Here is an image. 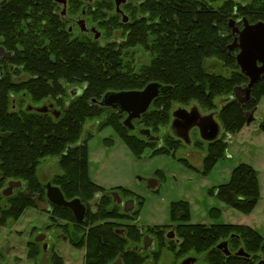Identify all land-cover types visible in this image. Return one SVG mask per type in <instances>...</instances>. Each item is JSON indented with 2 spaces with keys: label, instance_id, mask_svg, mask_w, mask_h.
Returning <instances> with one entry per match:
<instances>
[{
  "label": "trees",
  "instance_id": "trees-1",
  "mask_svg": "<svg viewBox=\"0 0 264 264\" xmlns=\"http://www.w3.org/2000/svg\"><path fill=\"white\" fill-rule=\"evenodd\" d=\"M19 2L13 0L10 5ZM132 2L130 0L125 5L130 16L125 23L120 15L93 12L95 24L103 30L104 42L89 36L72 38L63 27L56 34V27L54 42L42 47L37 44V36L22 32L18 16L22 13L13 14L8 25L13 35L8 47L16 51L18 63L26 65L32 74L26 83L30 99L35 104L48 98L56 99L62 113L56 119L48 113L25 109L14 111L7 91L10 79H0V189L7 180L14 179L24 182L26 190L32 194L44 190L39 167L46 158L58 157L62 174L55 176L52 183L60 187L66 199L79 197L84 204L95 202L94 206L99 209L95 214H87L86 220L89 218L93 228L87 237L85 264H112L120 257L122 264H145L150 253L136 249L143 236L137 223L123 229L118 227L117 218L130 212L120 215L119 205H113L111 193L89 175L88 141L92 138L89 125L99 122L105 111L125 116L111 107L102 106L100 102L104 95L142 90L152 82L171 87L169 93L153 101L154 109H150L151 105L141 118L135 120L151 129L153 134L170 122L173 101L183 104L197 101L205 109H213L215 100L220 97L231 98L222 111L225 128L231 132L239 131L247 123V108H252L264 96L263 76L252 89L251 101L242 105L232 98L235 89L249 79L240 71L235 52L228 48L231 42L230 19L237 13L252 21H264V0H146L141 5V18ZM115 32L121 33L122 42L113 38ZM137 47H143L151 56L150 63L141 65L138 71L134 65L136 51L133 50ZM213 58L223 61V67L232 69V72L229 75L209 72L206 61ZM69 87L75 88L73 95ZM102 124L118 129L123 125L112 117ZM261 129L264 132V122ZM121 137L136 157L148 147L154 154L172 153L180 144V140L172 139L164 145L149 141L145 136L142 137L146 140L126 134ZM156 143L158 148L152 146ZM227 148L225 142L211 141L204 160L205 175L223 159ZM260 190L258 172L243 163L233 169L229 182L218 188L217 196L227 206L248 214L260 199ZM100 194L101 198L96 201ZM7 201L6 208L0 207L1 211L5 209V218L19 217L26 207L34 205L21 192ZM53 212L60 218L74 219L67 207H56ZM219 212L220 209H213L211 213ZM190 217L188 202L172 204L171 220L178 223L176 230L182 241L176 250L178 258L192 253L197 256L205 254L209 264H257L260 258H264V236L258 230L248 225L193 224ZM168 227L147 228L148 232L157 234L160 247L157 251L152 250L153 264H158L161 248L166 246L164 233ZM226 240L232 242V250L243 247L245 255H226L218 247ZM172 248L177 247L173 245ZM36 256L37 251L32 257ZM53 264L63 262L55 257Z\"/></svg>",
  "mask_w": 264,
  "mask_h": 264
},
{
  "label": "rangeland",
  "instance_id": "rangeland-1",
  "mask_svg": "<svg viewBox=\"0 0 264 264\" xmlns=\"http://www.w3.org/2000/svg\"><path fill=\"white\" fill-rule=\"evenodd\" d=\"M251 1L247 0V2ZM134 3L136 4V0ZM214 5L218 6V3ZM120 35V32H116L113 38L122 42ZM133 50L136 51L134 65L138 71L141 65L150 63L151 56L143 47ZM143 57L144 61H142ZM223 65H225L224 62L216 58L206 61L209 72L229 75L232 69L226 70ZM239 99L246 102V92H243ZM252 99L253 96L249 101ZM229 100L231 98H217L213 109H205L197 101H191L188 104L173 101L170 122L159 127L154 133L162 138L160 144L165 145L170 139L180 140V144L176 145V151L172 153L154 154L153 149L148 147L141 156L136 157L123 141L121 134L141 140L146 138L124 124L125 116H117L111 110L103 112V118L99 122L89 125L92 133V138L88 141L90 178L104 187L108 193L119 192L123 201H136L134 209L124 217L121 215L127 214L124 206L118 204L121 215L119 219L117 218L118 227L123 229L135 223L144 228L170 224L172 204L176 201H186L191 207L190 222L192 223L208 226L214 223L248 225L264 236V132L261 129L264 122V96L257 100L252 108H247L245 120L251 111H253L254 120L249 124L245 123L241 130L236 132L227 130L222 120V111ZM192 106H197L203 116L214 115L220 125V133L216 140L225 142L228 146L223 159L208 175L204 174V160L208 155L211 141L204 140L199 129L196 128L190 131V142L187 143L175 135L176 132L172 127L173 111L180 107ZM154 108L153 104L150 109ZM110 117L118 120L119 124H123L120 129L102 124L106 123V119ZM134 124L139 129L145 128L138 121ZM152 146L158 148L159 144H152ZM58 161V157H48L44 160L39 167L42 183L52 182L55 176L62 174ZM243 163L251 165L258 172L261 186L260 199L248 214L227 206L217 196L218 188L229 182L233 169ZM152 180L158 181L156 189L148 186ZM112 200L113 205L118 203L113 196ZM7 202L6 199L3 200L0 207L4 208V203ZM86 205L88 215L95 214L99 210L90 203ZM213 209H220L219 214L213 215L211 213ZM4 210L0 209V264H53L55 257H59L63 264H85L88 251L87 237L93 228V225L88 222L89 218L83 224L77 223L74 236L70 237V240L56 239L55 235L49 240L48 249L44 251L42 242H36V238L42 232H55L57 227L48 213L31 205L26 207L19 217L5 218ZM135 211L138 212L135 213ZM57 222L60 223L59 229L69 226L63 220ZM175 224L177 223H173ZM173 238L176 239V234ZM165 241L166 246L161 248L157 263L181 264L183 259L176 256L178 247L173 249L171 241L168 239ZM159 248L157 242L153 251ZM36 251L38 256L34 258L32 255ZM151 254L152 251L148 253L145 264H153L154 258ZM191 256L194 254L192 253ZM205 257V254L201 255L195 264H209Z\"/></svg>",
  "mask_w": 264,
  "mask_h": 264
},
{
  "label": "flooded vegetation",
  "instance_id": "flooded-vegetation-1",
  "mask_svg": "<svg viewBox=\"0 0 264 264\" xmlns=\"http://www.w3.org/2000/svg\"><path fill=\"white\" fill-rule=\"evenodd\" d=\"M12 1L13 0H0V79H5V78L7 80L10 79V84L7 87V91L10 94L11 107L14 111H19L21 109H25L27 111H35L38 113H48V114L52 115L54 118L58 119L61 116L62 112H61V108L59 107L56 99L48 98L46 101H44L40 104H35L30 99V96H29L27 89H26L28 86V85H26V83L32 78V74L28 71V69L26 68V65L18 63L16 51L8 47V45L11 44L13 41L12 40V36H13L12 35V29L9 28V26H8L9 23H11L12 15L15 13L18 14V12L22 13L21 15L18 14V16L21 18L20 22H21V26L23 28L22 32L26 35L34 36L35 38L37 36V38H36L37 44H40V46H42V47H44V45L50 46L52 44V42H54V40H55L54 29L56 27H58L56 34H58V32L60 31L59 29L61 27H63L64 30L67 31L66 33L69 34L70 37H72V38H78V37L83 38V36H89L90 38H93L94 40L104 42L105 40L103 39V30L100 29L97 26V24H95L96 22H95L94 18H96V17L93 16V12L97 13V14H99V13L103 14V12H105V13L120 15V17L122 18V21L125 23V22H128L130 20V16L127 13V10H125V5L127 3H129L130 0H126L125 3L121 4L120 10H118L115 0H66V2H60L59 0H27V1L20 0V2L18 4L23 2L22 5H18V4L17 5L11 4L10 5V3ZM24 1H25V4H24ZM145 1L146 0H136V4L134 3V0L132 2L133 6H135L137 8V11H139L138 17H140V18L143 16V13L141 12V9H142L141 5ZM105 3L108 5H105ZM125 16L128 18L127 21L124 20ZM245 18L249 21L250 24H256L259 21H263V20L252 21L249 18H247L246 16H240V14L236 13L231 18V19L235 20V28H238L239 30L244 29V27H245L244 19ZM4 19H5V22H3ZM94 29H95V31H94ZM230 29H231V32H230L231 42H230V44H232V43H234L235 40L239 41L240 34L238 33V31H235V33H234L233 28L230 27ZM97 33L100 35L99 37H96ZM230 51H232L233 53L235 52V59H236V56L240 52V49L235 48V49L230 50ZM142 61H144V57H143ZM236 63H237V61H236ZM248 82H249V80H248ZM248 82L243 86H246L248 84ZM12 84H15L16 86L13 87ZM14 88H16L17 90H15ZM243 89H244L243 87H237L234 91L235 95L233 96V98L238 100L242 105L247 103V101L242 102L239 99L240 95L243 92H245ZM69 92L71 95H73L76 92L75 88L69 87ZM44 107H47V111L40 112L39 109L44 108ZM193 107H197V106H192L190 108L180 107L178 109H185L188 112H191ZM110 109H112V110L114 109L115 111L119 112L115 108L111 107ZM178 109L173 111V117H174V112L177 111ZM56 112H60V114L57 116ZM199 112H200V110H199ZM121 115H125L126 118L128 116L126 113L121 114ZM175 120H176V118L174 117V119L172 121V127L174 128V130L176 132L175 135L179 139L183 140L182 138H180L178 136L177 129L173 125ZM188 121H189L188 119L181 118L179 122L180 123H186ZM134 122H135V120L133 121V124H134ZM134 126H135V128L132 130L138 131L139 133H141L142 129H139V127H137L135 124H134ZM196 128L198 129V127H194L192 129H196ZM143 129H145V128H143ZM0 179H2L1 173H0ZM11 181L22 182L21 180H14V179L7 180L4 183V186L0 189V204L2 203L3 200H5V199L7 200V198L17 197L19 195V193L21 192L25 199L33 202L34 207H37L35 202H34V198H36L37 196L39 197L40 201L43 204H49L50 205V208H51L50 211H47V210H41V211L48 213L49 217L51 218V220H53L54 224H56L57 227L54 230L55 232H52L53 234L48 233V232H46V233L42 232L41 233V234L46 235L45 241L42 242L43 249H44V246L46 244L49 247V245H50L49 240L54 238L55 235L57 237L56 239H62V240L63 239L64 240H66V239L70 240V237L74 236L75 228H76V225L78 222L76 219V216H75L74 212L72 211V209H70L69 207H67V208H69L72 211L74 219H64V218H60L59 215H54L53 211L56 207H65V206L57 205V204L50 201V199L48 198V190H47L48 183H46V184L43 183L44 190L32 194L26 190L25 184H24V182H22L21 187H14L12 192H11V195L6 196L4 194V191L9 187V182H11ZM49 183H51L53 186L58 187L57 185L53 184L52 182H49ZM109 193H111V192H109ZM98 196L100 199L102 195L100 194ZM65 199H66V197H65ZM66 200L71 201L73 199H71V200L66 199ZM98 200H96V201H98ZM4 204H5V206H4L5 208L9 205V203H4ZM90 205H92V206L95 205V202H92ZM87 213H88V206H87ZM87 213H86V217H87ZM52 217L54 219H52ZM86 217H85L84 221L78 222V223L85 222ZM58 220H63L65 223H68L69 226L67 228L65 226V227H63V229H59L60 223L58 224V222H57ZM173 223L174 222L171 220L170 224H162V225H168L169 226L168 228H166L164 236L166 237V239L171 241L170 243H172V245H176L177 247H179L181 245L182 241H181L179 234L176 230V226L178 223L175 225H173ZM190 223H192V222H190ZM193 224H196V223H193ZM154 226H157V225H154ZM154 226H148V227H154ZM158 226H161V225H158ZM139 227L141 230V234L143 236H142L141 243L138 246H136V248H138V249L143 248L144 243H145V237L150 236V238H152L154 241V245L149 250H143L142 252H151L157 245V242H158L157 234H155L154 232H150V231L148 232L147 231L148 227L144 228V227H141L140 225H139ZM61 230H63V232H61ZM173 231H174V233H172ZM174 234H176V239L173 238ZM223 242H227V245H228L227 248L230 251L229 255H231V254L240 255L238 253L241 250H244L243 247H240L237 250H232L234 248L232 246V242H230L229 240H226ZM223 242H221V243H223ZM44 251H46V250L44 249ZM244 255L245 254L240 255V256H244ZM188 258H195L196 262H197L198 259L200 258V255L191 256V254H190V255H187L181 259H183V261H184ZM183 261H181V264ZM257 264H264V258H260V260L257 261Z\"/></svg>",
  "mask_w": 264,
  "mask_h": 264
},
{
  "label": "water",
  "instance_id": "water-1",
  "mask_svg": "<svg viewBox=\"0 0 264 264\" xmlns=\"http://www.w3.org/2000/svg\"><path fill=\"white\" fill-rule=\"evenodd\" d=\"M60 2H66V0H59ZM118 10H120L121 4L125 3L126 0H115ZM124 20L127 21L128 18L125 16ZM245 27L242 30L235 28V20L231 19L229 26L233 28V31H238L240 34L239 41L235 40L234 43L228 46L229 50L239 48L240 52L236 56L237 65L240 68V71L248 77L249 82L244 87V91L247 94V101L252 98V89L263 77L264 75V21H259L256 24H250L249 21L244 19ZM95 31V29H94ZM100 35L97 33L96 37ZM171 87H166L158 82L149 83L142 90H131V91H122V92H109L104 95L102 101L100 102L102 106L112 107L117 109L121 114L126 113L128 116L124 121V124L127 125L130 129H134L135 126L133 121L141 118V116L146 113L153 101L161 95L169 93ZM40 112L47 111V107L40 108ZM60 112H56L58 116ZM174 127L177 129L178 136L182 138L185 142H190V130L194 127H198L201 137L207 141H214L217 139L220 133V125L214 118V115H205L203 116L198 107H193L191 112H188L185 109H178L174 112ZM185 118L189 121L186 123H180V119ZM253 111L249 113L247 118V123L253 121ZM141 134L145 136L149 141H158L161 142L162 139L160 136H156L152 133L151 129L145 128L141 130ZM158 181L152 180L149 182V188L156 189ZM22 182L20 181H11L9 182V187L4 191L6 196L11 195V192L14 187H21ZM48 198L51 202L69 207L74 212L78 222L84 221L87 213V206L82 202V200L77 197L71 201H67L59 187L53 186L51 183L47 185ZM114 199L124 206L126 213L131 212L136 204L135 200L123 201L119 192H111ZM99 199L97 196L96 200ZM36 206L40 210L50 211L49 204H43L39 197L34 198ZM46 239V235L41 234L36 238V242H43ZM154 245V241L150 236L145 237L144 247L138 249L140 252L143 250H149ZM227 242L219 244V248L224 250L226 255L230 254V251L227 248ZM48 245L44 246V249L47 250ZM245 252L241 250L238 254L243 255ZM196 262L195 258H188L182 262V264H194ZM112 264H122V258H118Z\"/></svg>",
  "mask_w": 264,
  "mask_h": 264
}]
</instances>
